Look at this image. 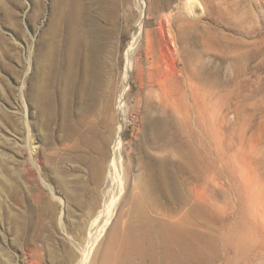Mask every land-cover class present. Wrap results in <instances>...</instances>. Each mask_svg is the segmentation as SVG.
I'll return each instance as SVG.
<instances>
[{
    "label": "rangeland",
    "instance_id": "obj_1",
    "mask_svg": "<svg viewBox=\"0 0 264 264\" xmlns=\"http://www.w3.org/2000/svg\"><path fill=\"white\" fill-rule=\"evenodd\" d=\"M143 2L149 50L144 31L132 54L123 168L114 172L128 179L136 169L156 172L160 161L188 159V167L173 171L182 199L162 201L180 208L188 201V230L215 244L216 264L249 257L264 264V225L257 224L264 221V0H195L183 22L169 24L177 59L167 56L162 64L180 88L171 87L182 99L179 116L159 101L158 85L150 90L136 69L145 73L163 40L151 9L160 6L171 17L184 0ZM77 4L85 25L102 30L107 47L98 56L119 60L122 68L140 17L138 0ZM66 10L62 0H0V264H78L116 198L119 178L111 169L109 181L107 166L117 111L113 100L102 113L101 97L88 107L86 96L77 94L81 53L67 79ZM33 88L51 93L50 113L31 108ZM63 89H69L64 110L58 97ZM89 123L97 126L95 145L82 137ZM62 184L77 191V203ZM222 247L229 256L222 258Z\"/></svg>",
    "mask_w": 264,
    "mask_h": 264
},
{
    "label": "bare ground",
    "instance_id": "obj_2",
    "mask_svg": "<svg viewBox=\"0 0 264 264\" xmlns=\"http://www.w3.org/2000/svg\"><path fill=\"white\" fill-rule=\"evenodd\" d=\"M62 1L67 6V10L61 16V21H64L67 27V41L64 47L65 54L62 56V61L68 71L67 79L71 77L70 73L74 68L76 59L81 53L80 73L76 84L77 94L86 96L85 100L88 107L101 97L103 99L100 109L102 113L110 111L109 108L113 100V105H115V110L117 111L118 120L113 130L114 137L109 143L110 156L107 166L109 181H111L113 174H115L114 171H116L114 167L123 168L121 133L126 123L125 106L127 91L129 90L128 81L134 69L132 54L144 31V38L147 39V43L145 42L147 44L146 50H149L147 38L149 31L145 29V19L149 15V9L143 0H138L140 17L137 21L133 42L125 52L124 66L121 68L119 60L112 64L108 57L98 56L107 47L102 30L100 28L92 29L85 25V19H82V11L77 4V0H74L76 7L73 0ZM194 2L195 0H184L182 6L177 8L176 14L170 15L171 17L163 14L164 12H162V7L160 6H156L153 10L151 9L152 18L163 33V40L156 43L158 44L157 51L159 54H155L150 62H146L148 66L145 68V73H143L142 67L136 66V71L140 73L141 78L146 75V80L151 84L152 88H150L147 82L145 83L148 84L150 90L157 88H153L152 83L158 85L156 93L159 101L165 107H170L174 112L176 111L178 116L179 107H177V100H182L179 98L181 94L178 93L179 91H175L178 93L176 97L179 98L176 100L172 91L177 90L174 88H179V86L176 84V78L174 77L175 80L173 79L175 73H172V77H170V74H168L170 76L165 74L166 71H164L165 66L162 64V58L168 56L175 63L177 49L174 44V34L169 24H172L175 21L174 19L183 22L184 17L188 16V6H192ZM177 13L178 17L180 16L179 18L176 17ZM165 28H167V36ZM54 63L55 57L51 56L45 67L48 69V72L53 68ZM173 66L175 67V65ZM184 79L186 80V78ZM184 81L183 83L186 82ZM183 83L181 82V84ZM173 84L176 85L173 88L174 90L171 88ZM184 87V89L187 88L186 86ZM68 90L63 89L58 94L59 105L62 110L65 108ZM180 93L184 95L188 92L185 91L183 93L181 91ZM180 103L179 106L181 108ZM30 105L31 108H36L40 113H50L52 109L51 93L46 88H33L30 94ZM183 115L181 113V116ZM96 132L97 126L89 123L82 137L86 142L95 145L93 136ZM158 164L156 172L142 173L140 171L137 173L136 169L131 172L128 179L126 176L129 175L123 174L124 172L121 173L120 171L121 177L115 174V177L119 178V182L116 183L118 184L116 185L118 189H116V198L113 200L111 208H104L105 211L102 213V217L105 219L104 223H102L99 227L100 229L96 232V238L92 241L90 240V243L88 242L87 249L78 264H197L199 262L216 264L217 247L215 244L210 241V238L202 237L198 233L188 230V201L184 208L168 207L162 201L165 199L168 203H172L182 199L183 194L173 171L181 172L184 168L188 167V159H182L176 165L174 162L168 164L166 161H160ZM111 169H113V174L111 173ZM64 191L69 200H72L74 203L78 202L79 195L77 191L67 186L64 187ZM95 204L94 202L91 203L92 209L90 212L94 209ZM262 221L260 219V222ZM260 222L257 223L259 226L264 225V221ZM99 238H102L101 240L103 241H100L102 244L97 245L99 249L96 251V240ZM221 250L222 258L229 256V253H226L227 249L225 247H222ZM250 258L238 264H252L253 261Z\"/></svg>",
    "mask_w": 264,
    "mask_h": 264
}]
</instances>
